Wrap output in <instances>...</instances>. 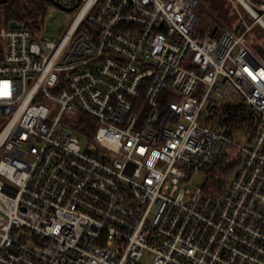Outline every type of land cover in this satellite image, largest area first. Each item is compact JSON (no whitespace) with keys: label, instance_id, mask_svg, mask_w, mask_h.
Instances as JSON below:
<instances>
[{"label":"built area","instance_id":"1","mask_svg":"<svg viewBox=\"0 0 264 264\" xmlns=\"http://www.w3.org/2000/svg\"><path fill=\"white\" fill-rule=\"evenodd\" d=\"M235 1L239 27L203 35V0H80L59 40L1 21L0 264H264V60L246 39L264 2ZM66 113L92 122L70 127L86 152ZM221 160L231 182L201 184Z\"/></svg>","mask_w":264,"mask_h":264},{"label":"trees","instance_id":"2","mask_svg":"<svg viewBox=\"0 0 264 264\" xmlns=\"http://www.w3.org/2000/svg\"><path fill=\"white\" fill-rule=\"evenodd\" d=\"M203 2L208 4L206 9H209L208 13L214 19V23L223 21L232 28L239 27L240 19L237 13L231 12L230 2H228L227 0H203ZM202 6H204V4H202L200 8ZM50 8H57L50 0H14L13 2L11 1L7 5L2 7L1 18L2 22L5 21L7 23H25L31 30L33 29L31 28L29 24L30 22L28 21L36 19V22L42 24L40 29H43L47 12L46 10ZM262 35H264V29L261 26L256 25L253 30L247 34L246 39L264 60V44H262V42L260 41ZM241 117L243 118L241 122H243V120H247V118H244L243 115H241ZM87 123H90V125H92V122L87 119L79 120L77 125L79 127H82L83 125V130H85L87 128ZM238 167L239 163H233L230 166H226L225 160H221L216 167L213 175L211 176L209 187L215 189V187L217 188L219 187V185H221V182L223 180L230 181L235 176ZM219 177L222 178V181L218 180Z\"/></svg>","mask_w":264,"mask_h":264},{"label":"rangeland","instance_id":"3","mask_svg":"<svg viewBox=\"0 0 264 264\" xmlns=\"http://www.w3.org/2000/svg\"><path fill=\"white\" fill-rule=\"evenodd\" d=\"M13 2L14 0H10V2ZM228 2L231 3V12H235L236 8L235 6H237V2L235 3L234 0H227ZM235 3V4H234ZM204 6H202L201 8H199L197 10L198 16L200 18V22L197 26V30H198V34L203 35V34H210V29L211 26L217 24L214 23V19L209 15V9H206L208 4L204 3ZM233 7V9H232ZM1 10L2 7H0V26H2L3 23H1L2 21V16H1ZM46 16H45V21H44V28L40 29L41 25L40 23L36 22V19L28 21L30 22V26L33 29L32 31H34V33L42 38V39H51V40H59L61 38L62 35V31H66L69 29V27L71 26L73 20L75 19L77 12L78 11H74V12H65L62 11L58 8H50L46 10ZM230 13V14H232ZM5 24H7V22L4 21ZM260 41L262 42V44H264V35H262V38H260ZM78 123V119L77 118H73L69 113H66L64 115V122H63V131L69 134H73L76 135L78 137V139L80 140V144L82 147L83 152H86L87 150H89V148H91V145L89 144L88 139H86L85 137H83L82 135L76 134L74 132L71 131L70 127L73 124H77ZM230 165H232L230 163ZM229 164H226V166H230ZM197 178L199 179L200 183L203 184L205 180L210 179V178H205L204 176H197ZM219 181H222V178L219 177L218 178ZM231 182L230 181H222L221 185H219L218 188H216L217 190H222L224 189L225 185ZM154 261V256H150V257H146L142 260L141 264H152Z\"/></svg>","mask_w":264,"mask_h":264},{"label":"water","instance_id":"4","mask_svg":"<svg viewBox=\"0 0 264 264\" xmlns=\"http://www.w3.org/2000/svg\"><path fill=\"white\" fill-rule=\"evenodd\" d=\"M50 1H52V2L54 3V5H55L58 9H60V10H62V11H65V12H74V11L76 10V8L78 7L79 3H80V0H79L78 4H77L75 7H73V8H64V7H62L61 5L56 4L53 0H50ZM9 2H10V0H0V6H5V5H7ZM10 26H11L12 28H15V29H16V28H19L17 22H11V23H10Z\"/></svg>","mask_w":264,"mask_h":264},{"label":"flooded vegetation","instance_id":"5","mask_svg":"<svg viewBox=\"0 0 264 264\" xmlns=\"http://www.w3.org/2000/svg\"><path fill=\"white\" fill-rule=\"evenodd\" d=\"M251 2L254 4H260V3L264 2V0H251Z\"/></svg>","mask_w":264,"mask_h":264},{"label":"bare ground","instance_id":"6","mask_svg":"<svg viewBox=\"0 0 264 264\" xmlns=\"http://www.w3.org/2000/svg\"><path fill=\"white\" fill-rule=\"evenodd\" d=\"M240 1L243 2L247 6L245 0H240ZM251 11H252L253 14H255V12L253 10H251ZM258 19L264 24V21H262L259 17H258Z\"/></svg>","mask_w":264,"mask_h":264}]
</instances>
